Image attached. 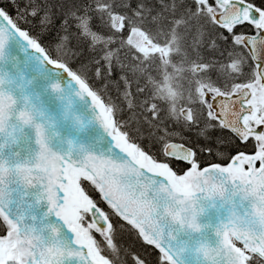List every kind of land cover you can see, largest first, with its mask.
<instances>
[{"label":"snow or ice","instance_id":"1","mask_svg":"<svg viewBox=\"0 0 264 264\" xmlns=\"http://www.w3.org/2000/svg\"><path fill=\"white\" fill-rule=\"evenodd\" d=\"M0 264H264V0H0Z\"/></svg>","mask_w":264,"mask_h":264},{"label":"trees","instance_id":"2","mask_svg":"<svg viewBox=\"0 0 264 264\" xmlns=\"http://www.w3.org/2000/svg\"><path fill=\"white\" fill-rule=\"evenodd\" d=\"M170 83H171L170 79L166 76L156 81V86L160 87L161 89V93H162L161 99H168V100L177 99V102H179L177 97L168 95V88H169Z\"/></svg>","mask_w":264,"mask_h":264}]
</instances>
